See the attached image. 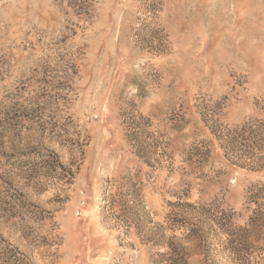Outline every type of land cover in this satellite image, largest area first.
<instances>
[{
  "label": "rangeland",
  "instance_id": "rangeland-1",
  "mask_svg": "<svg viewBox=\"0 0 264 264\" xmlns=\"http://www.w3.org/2000/svg\"><path fill=\"white\" fill-rule=\"evenodd\" d=\"M258 204L264 0H0V264H239L212 219Z\"/></svg>",
  "mask_w": 264,
  "mask_h": 264
},
{
  "label": "trees",
  "instance_id": "trees-1",
  "mask_svg": "<svg viewBox=\"0 0 264 264\" xmlns=\"http://www.w3.org/2000/svg\"><path fill=\"white\" fill-rule=\"evenodd\" d=\"M256 128L254 123L245 124L244 127L240 131L236 130L233 132H229L224 134L223 143L226 148L229 150L233 149L235 141L240 138V134L245 132H252ZM45 155H41L44 157ZM56 156V161L51 160H43L40 163L46 164L45 167L47 171L51 173L52 176L57 177L61 180L71 181L74 178V172L71 168H68L63 162L60 161L58 155ZM213 218V217H212ZM264 220V206L263 204H258V207L254 209L252 216L250 217V221L248 222L246 227L236 228L232 223L230 218L228 217L225 210L221 211V215L215 214V218L212 219L213 225L216 224L219 232L224 235L222 239V246L230 251V253L238 260L239 264H243L244 253L246 252V244L248 242V233L255 232L260 233L263 230V224L261 223ZM162 228V227H161ZM176 228V227H175ZM178 228L183 229L187 232V236L198 239L200 236L194 233L195 230L189 228L186 224H182ZM177 229V228H176ZM212 229V226H211ZM160 239L157 240L158 244L162 249L157 252V258L154 260V264H189L187 258L186 249L188 247L184 246L182 242L178 241L176 235L168 236L165 232L160 234ZM186 236V237H187ZM200 239V238H199ZM194 245L192 246V248Z\"/></svg>",
  "mask_w": 264,
  "mask_h": 264
}]
</instances>
